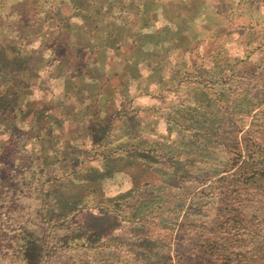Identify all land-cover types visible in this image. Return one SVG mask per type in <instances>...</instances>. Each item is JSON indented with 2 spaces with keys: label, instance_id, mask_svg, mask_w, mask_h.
Masks as SVG:
<instances>
[{
  "label": "rangeland",
  "instance_id": "obj_1",
  "mask_svg": "<svg viewBox=\"0 0 264 264\" xmlns=\"http://www.w3.org/2000/svg\"><path fill=\"white\" fill-rule=\"evenodd\" d=\"M5 89L0 264L241 260L264 0H0Z\"/></svg>",
  "mask_w": 264,
  "mask_h": 264
},
{
  "label": "trees",
  "instance_id": "obj_2",
  "mask_svg": "<svg viewBox=\"0 0 264 264\" xmlns=\"http://www.w3.org/2000/svg\"><path fill=\"white\" fill-rule=\"evenodd\" d=\"M8 74L9 83L13 80ZM7 74H5L7 76ZM2 75V76H5ZM8 89L0 92V95H6ZM0 96V97H2ZM11 107L6 106V110ZM245 162V163H244ZM240 166L238 177L242 185L252 188L255 192V200L258 199L260 206L256 211L264 218V148L261 144L252 151V159L244 161ZM243 248L241 260L237 264H264V221L257 223L256 228L244 229L239 238ZM247 251V252H246ZM179 264H202L193 262L191 258L179 260Z\"/></svg>",
  "mask_w": 264,
  "mask_h": 264
}]
</instances>
